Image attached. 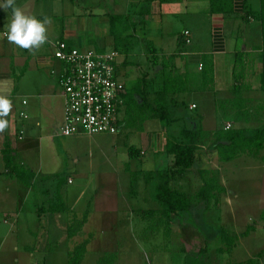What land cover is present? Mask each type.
Segmentation results:
<instances>
[{
  "label": "rangeland",
  "instance_id": "obj_1",
  "mask_svg": "<svg viewBox=\"0 0 264 264\" xmlns=\"http://www.w3.org/2000/svg\"><path fill=\"white\" fill-rule=\"evenodd\" d=\"M125 23V20L118 22L120 35L130 28L131 33L141 36L143 24L138 22L133 26L128 23L125 29ZM183 26L181 23L178 27ZM2 27L7 31L5 25ZM142 35L145 37L144 33ZM131 38L127 39L132 42ZM135 38L138 43L143 42L138 36ZM6 39L0 32V41ZM187 44L182 42L177 46L176 41L174 49H186ZM116 46L124 52L123 43L119 42ZM258 48L250 52L251 60L245 63L242 76H234L235 84L245 80L249 85L242 90V94L247 96L242 114H250V121L245 123L249 127L264 125V90L261 82L264 40ZM138 49L137 53L141 54L142 48ZM133 58L143 59L137 55ZM207 61L210 62L211 58ZM211 74L212 71L210 77ZM119 78L128 85L132 83L126 76L119 74ZM235 94L236 97L238 93ZM216 97L226 100L216 103ZM232 97L231 88L225 85L217 95L197 90L181 94V99L197 100L199 106H190L189 109L187 105H171L172 113H179L183 118L173 122L165 134L169 132L167 140L177 138L180 129L185 126H202L205 132L207 129L205 137L198 140L200 147L192 168L197 177L200 176V168H208L210 174L218 176L226 190L219 192L216 199L206 201L196 198L193 207L171 216V226L167 230L158 224V215L142 213L143 209L159 207L154 196L157 178L147 173L167 167L173 155L165 149H154L148 142L150 138L153 141L154 134L161 130L159 124L165 123L160 119L142 121L143 113L131 112V104L129 108L125 102L120 108L121 120L117 132L90 134L81 131L73 135H57L56 142L62 158L61 165H57V176L39 177L35 193L32 192L25 202L18 195L21 189L11 191L13 198L10 195L4 202L0 199V264H68L69 238L66 224L61 223L65 214L58 213L56 218L51 213L40 222L37 209L35 211L33 207L37 197L40 200L46 196L42 188L47 187L53 192L57 187V197L60 198L61 189L69 193V199L73 202L84 186L85 193L76 208L89 207L87 204L91 202L89 209L93 213L89 227L93 228L90 236L94 237L82 264H98L100 258L111 254L114 264H237L248 259L264 264V148L243 154L240 152V155L228 161L221 160L214 149L218 129L225 128L227 122L233 128L240 127L235 111L228 109L238 108V101L232 100ZM204 112L202 125L199 118ZM195 120L197 123L193 122ZM131 147L135 150L133 155L130 154ZM169 158V162H166ZM1 165L0 160V171H3L0 182L8 184L11 181L4 173V165ZM146 174L150 176L149 179ZM189 182L185 183V188L195 196L197 183ZM21 206L34 218L28 222L21 217L14 225L11 210L22 211ZM40 225L45 226L46 231L38 232ZM27 226L37 234L33 236L31 231H27ZM223 233L234 238L231 245L223 241ZM83 234L86 235V232ZM83 239H72L70 245ZM36 243V249L25 248L26 244L33 246Z\"/></svg>",
  "mask_w": 264,
  "mask_h": 264
},
{
  "label": "crops",
  "instance_id": "obj_2",
  "mask_svg": "<svg viewBox=\"0 0 264 264\" xmlns=\"http://www.w3.org/2000/svg\"><path fill=\"white\" fill-rule=\"evenodd\" d=\"M4 2L5 0H0V4ZM15 5L22 8L27 15L41 20L45 17L50 18L51 24L48 25V42L34 54L15 44H10L7 39L0 41V94L8 95L13 103L12 112L7 117L9 127L0 134V160L4 165V173H7V178L11 181L8 184L0 182L2 202L10 195L12 197L11 191H19V189H21L18 193L22 197L21 201H27L30 194L36 191L37 179L57 176V165H61V151L56 139L57 135L61 134L60 126L63 122L65 99L59 83L62 62L54 56V42L65 40L71 46L82 49L92 48L97 51L117 48L111 31V16L113 14L127 15L131 25L134 26L138 22L144 25L142 34L144 33L145 36L137 35L138 38L143 39V42L141 40L139 43L137 40L132 43L128 40V49L125 46L124 52L120 51L119 74L128 77L127 79L132 82L128 85L124 81L127 88L146 75L151 90H160L165 83L168 85L170 91L167 93V100L170 99V101L167 103L169 105L177 107L182 104L191 109L190 106L193 103L198 108L197 100L184 101L180 95L193 90L202 91L204 94L212 92L217 95L220 88L222 89L225 85L226 88H231L233 95L231 99L234 100L235 71L241 69L239 55L242 54L243 63L249 62L250 52L259 50L258 47L264 40L261 21L258 17L260 0H217L216 6L219 8L217 10H213L212 0H15ZM11 19L12 9L5 10L0 7V32H3L6 37L7 31L2 26L10 24ZM181 23L184 26L179 28ZM186 28L190 30L191 41L188 42L186 49H174L176 41L177 46L185 42L183 30ZM134 32L137 33L136 30ZM130 34V28H127L125 37H131ZM193 41L195 42L192 43ZM139 47L142 48L141 54L137 53ZM135 55L143 59L133 58ZM209 57L210 62L207 61ZM200 62L204 63L202 68L199 65ZM135 67L140 69L137 70ZM211 71L212 77L209 76ZM241 84L238 93L246 101L247 96L242 94V90L249 85L245 83V80ZM223 99L216 97V103ZM228 109L235 111L240 127L254 128V126L245 125L250 121V114L238 116L236 109ZM174 116L178 119L182 117L179 113H175ZM203 116L199 118L202 125L205 112ZM147 119L158 118L151 116L144 121ZM193 122L197 123L196 120ZM159 126L161 130L154 134L153 141L150 138L148 142L154 149L158 148L162 151L165 149L166 137L169 136V132L165 135L169 127L164 124ZM258 126L255 125V127ZM46 138L48 140H45ZM7 143L10 144L15 156L17 167L15 170L9 169L4 160L3 149ZM169 160L170 158L166 162ZM171 163L172 161L167 167ZM189 180L197 183V189L203 183L202 178L197 177L194 168L177 178L175 183L178 187L188 190L185 188L187 187L185 183L189 184ZM69 181L72 179L69 178ZM84 189L85 186L73 202L70 201L68 192L64 193L59 189V195L69 207V212L49 210L52 203L57 200V187L53 192H50L47 187L42 188L41 191H44L46 196L40 200L37 197L33 207L35 211L37 209L40 222L44 216L51 213L56 215V218L58 213L65 214V219L61 223H64V226L66 224V230L68 223L75 220L72 213H75L78 218L87 213V219L78 233L72 237H69L67 233L69 253L75 245L74 243L70 245L72 239L89 237L91 241L94 237L90 236L93 228L89 227L93 213L89 209L91 202L87 204L89 207L76 208L83 198ZM20 210L22 211L11 210L14 225L21 217L28 222L34 218L32 213L28 214L24 211L23 206ZM5 221L8 219L5 218ZM26 229L31 231L33 236L37 234L29 226ZM37 229L38 232L40 230L44 232L47 228L40 225ZM84 232L86 235L83 234ZM35 246L37 243L33 246L26 244L25 248L36 249Z\"/></svg>",
  "mask_w": 264,
  "mask_h": 264
},
{
  "label": "trees",
  "instance_id": "obj_3",
  "mask_svg": "<svg viewBox=\"0 0 264 264\" xmlns=\"http://www.w3.org/2000/svg\"><path fill=\"white\" fill-rule=\"evenodd\" d=\"M217 0H212L213 10L219 9L216 6ZM258 17L262 25V34L264 39V0H260V11ZM126 21L125 29L127 28L129 22V17L124 14H113L111 16V31L114 34L116 43H123L128 49V36L120 35L118 32V22ZM132 35L134 37H132ZM135 33H131V40L134 42ZM137 36V35H136ZM131 42V43H132ZM239 65L241 69L235 71V76H242L241 71L245 68V63L242 60V54L239 55ZM261 82L264 90V49L261 52ZM238 63V62H237ZM204 64V63H203ZM203 67V66H202ZM207 68H205L206 70ZM240 73V74H239ZM242 84H235L234 92L238 93ZM170 88L165 83L164 87L160 90H151L149 79L144 77L140 78L131 87L127 88L124 94V103L127 105L131 104V112H141L143 115L142 121L148 117H156L163 121L165 125L171 127L173 122L177 121L178 118L174 116L167 102V93ZM238 101V108L236 109L237 115L242 116L245 101L244 98L238 93L234 98ZM130 108V105H129ZM240 114V115H239ZM120 125V122H119ZM205 131L202 126H192V127H182L179 131V136L177 138H167L165 142V150L173 155L172 163L164 169L151 170L147 174L152 177H156V185L154 196L159 202L158 208H147L143 209L142 213L155 216L158 215V224L165 227V230L169 229L171 216L182 210H188L196 203L197 199H203L209 201L211 198H215L219 192H224L226 190L225 186L219 180L216 174H210L208 168H200L199 174L203 180L202 185L197 189L195 196L188 190L182 189L175 185V180L183 176L187 171H189L193 164L195 163L199 149L198 140L205 137ZM264 148V125L254 128L238 127V128H220L215 132V144L214 149L219 155L221 160H231L240 152H252L254 150H260ZM135 150L131 147L130 154L133 155ZM4 160L7 167L11 170H15L17 167L15 165V156L13 155L11 146L9 143L6 144L3 149ZM146 174V177L149 179ZM22 176V174H20ZM24 176V174H23ZM25 178V177H24ZM52 212H62L68 211L69 207L65 203L64 199L60 196L57 200L52 203L49 207ZM73 222L68 223L67 233L69 237H72L82 228L86 219L87 213H84L81 218H78L75 213ZM248 231V230H247ZM223 241L231 245L233 243L232 237L227 233H223ZM90 238H85L82 241L76 242L74 247L70 250L68 264H81L88 248V243ZM113 254L107 256L106 258H100L98 264H114ZM237 264H259V262L252 261L248 259L246 261H241Z\"/></svg>",
  "mask_w": 264,
  "mask_h": 264
},
{
  "label": "built area",
  "instance_id": "obj_4",
  "mask_svg": "<svg viewBox=\"0 0 264 264\" xmlns=\"http://www.w3.org/2000/svg\"><path fill=\"white\" fill-rule=\"evenodd\" d=\"M183 40L191 41L188 28L183 30ZM53 44L54 56L62 62L59 83L65 99L60 132L64 135L81 131L90 134L117 132L127 89L126 83L119 78L120 50L82 49L65 40ZM199 65L202 68L203 63ZM228 128H231L230 122L225 124V129Z\"/></svg>",
  "mask_w": 264,
  "mask_h": 264
},
{
  "label": "clouds",
  "instance_id": "obj_5",
  "mask_svg": "<svg viewBox=\"0 0 264 264\" xmlns=\"http://www.w3.org/2000/svg\"><path fill=\"white\" fill-rule=\"evenodd\" d=\"M0 7L7 10L12 9V19L7 28V40L20 48L35 53L43 44L48 42V25L51 19L45 17L38 19L35 16L27 15L22 8L15 5V0H5ZM13 103L8 95L0 94V134L9 127L7 117L12 112Z\"/></svg>",
  "mask_w": 264,
  "mask_h": 264
}]
</instances>
